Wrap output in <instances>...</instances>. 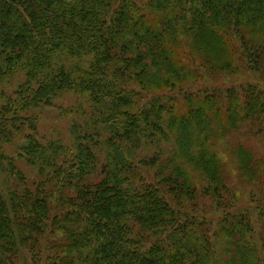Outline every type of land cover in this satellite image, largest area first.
<instances>
[{"label": "trees", "instance_id": "obj_1", "mask_svg": "<svg viewBox=\"0 0 264 264\" xmlns=\"http://www.w3.org/2000/svg\"><path fill=\"white\" fill-rule=\"evenodd\" d=\"M66 94L70 143L42 138ZM247 122L264 0H0V264H264Z\"/></svg>", "mask_w": 264, "mask_h": 264}, {"label": "rangeland", "instance_id": "obj_2", "mask_svg": "<svg viewBox=\"0 0 264 264\" xmlns=\"http://www.w3.org/2000/svg\"><path fill=\"white\" fill-rule=\"evenodd\" d=\"M75 102L76 96L66 94L62 99L55 102V108L42 111L40 113L39 135L45 139L56 138L70 143V130L74 115H64L62 111L70 108ZM228 140L234 145L243 146L245 150L250 151L254 155L256 160L264 162V132L258 123H244L238 130L230 134ZM230 175L233 187L238 190V195L240 196V208L249 207L250 193L254 190L253 187L239 182L236 169L231 170ZM261 185L264 186V177ZM206 204H208V201H205Z\"/></svg>", "mask_w": 264, "mask_h": 264}]
</instances>
